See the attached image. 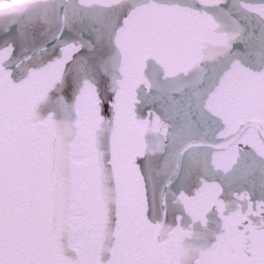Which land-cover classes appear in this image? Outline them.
I'll return each instance as SVG.
<instances>
[{"label": "snow or ice", "instance_id": "6c2138e0", "mask_svg": "<svg viewBox=\"0 0 264 264\" xmlns=\"http://www.w3.org/2000/svg\"><path fill=\"white\" fill-rule=\"evenodd\" d=\"M0 264H264V0H0Z\"/></svg>", "mask_w": 264, "mask_h": 264}]
</instances>
